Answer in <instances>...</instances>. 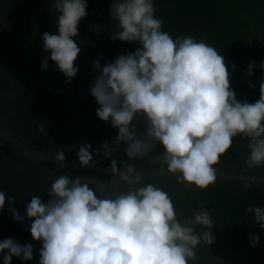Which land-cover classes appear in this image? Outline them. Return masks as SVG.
Masks as SVG:
<instances>
[{
  "label": "clouds",
  "instance_id": "9594fccd",
  "mask_svg": "<svg viewBox=\"0 0 264 264\" xmlns=\"http://www.w3.org/2000/svg\"><path fill=\"white\" fill-rule=\"evenodd\" d=\"M53 7L58 12L59 34L42 36L43 49L50 53L42 69L48 68L50 59L71 83L79 71L74 62L81 52L73 38L79 35L78 25L87 15L88 4L87 0H55ZM110 7L119 28L110 39L139 46L105 65L90 85L100 105L96 115L118 129L115 148L105 141L95 154L110 156L124 144V155L137 159L158 142L164 151L157 160L177 182L206 190L219 179L214 165L232 148L233 138L242 134L249 138L251 150L245 165L264 166V78L257 101H238L220 52L192 36L173 39L162 31L153 0H116ZM255 67L251 62L247 74L252 75ZM259 67L264 70V63ZM93 69L101 70L99 60L93 62ZM137 117H143V138L137 136ZM38 130L45 131L44 126ZM55 159L65 161V152H58ZM78 159L85 168L94 162L87 141L79 146ZM111 169L117 170L115 160ZM124 173L120 178L128 185L141 179L132 165ZM48 195L47 203L33 195L26 206L31 236L43 242L39 264H189L196 260L197 246L214 242L211 211L201 205L193 209L192 219L181 222L171 197L153 184L100 199L80 176L61 175ZM7 199L15 203L12 197ZM5 201L6 194L0 191V210ZM12 211L14 219L23 222L25 218ZM246 211L264 229V207L249 206ZM193 225L203 226L204 231L197 233ZM250 243L256 247L259 236L251 235ZM5 251L4 264H11L13 256L33 259L30 243L21 245L6 238L0 242V253Z\"/></svg>",
  "mask_w": 264,
  "mask_h": 264
},
{
  "label": "trees",
  "instance_id": "16d2710c",
  "mask_svg": "<svg viewBox=\"0 0 264 264\" xmlns=\"http://www.w3.org/2000/svg\"><path fill=\"white\" fill-rule=\"evenodd\" d=\"M19 1L21 4L17 7L18 12L13 14L14 25L8 23L0 28L1 37L4 38L7 33L11 34L10 37L13 36L12 40L6 43L9 45L6 49L7 53L0 52L1 56L7 59L3 64L4 68L6 67L7 71L12 73L11 82L3 88L6 92L3 105L5 110H3L7 114L4 124L0 126L30 148L52 156L64 151L66 160L70 161L79 162L78 148L85 141L91 145L94 157L97 149L102 150L105 141L115 148L113 140L118 135V129L96 115V109L100 105L91 95L90 85L101 74L105 65L114 62L121 55L134 53L139 46L135 43L110 39L111 34L119 29L117 22L110 16V6L116 0H87V15L78 25L79 35L73 38L81 48V52L74 62V66L79 71L72 78L71 83L66 82L67 78L50 59L48 65L52 67L42 69V61L50 56V53L43 49L42 36L45 32L59 34L58 12L53 7L55 0ZM153 3L156 18L163 22L162 31L168 32L173 39L177 36H192L220 52V55L225 58L230 74V85L238 101L246 100L254 103L259 99L260 83L264 78V70L259 67L261 63H264L262 61L264 0H153ZM4 21L2 20L0 25ZM111 21L113 25L116 24L115 30L112 28L110 30L107 26V22ZM10 28H13V33L8 30ZM93 60H99L100 71L89 69ZM253 61L256 67L252 75H248L249 65ZM233 64L236 65L235 70L232 68ZM249 82L255 87H250ZM134 123L137 124V136L143 138L145 128L143 117H137ZM41 124L45 129L43 132L38 130ZM248 142L249 138L242 134L233 138L232 148L221 157L218 164L214 165L217 171L254 175L252 172L244 171L246 166L244 159H247L251 151ZM5 144L6 148H9L7 158L10 163L8 166L0 165V191L5 194H9V191L10 196L7 197H12L15 203L5 208L10 210L8 213L0 210L2 212L0 222L10 216L12 209L18 211L25 208L33 195L40 196L47 203L51 199L48 195L51 185L67 171L70 179L76 176L87 177L90 175L88 173L97 175L95 176L97 180L105 177L103 179L108 180L105 198L113 196V190L109 191L111 178L108 175L53 164L31 156L20 148L18 154L14 144L6 139ZM9 146H13L14 149ZM68 148L72 151H68ZM124 148L125 145L121 144L112 155L94 158L106 161L92 163V165L111 169L109 160H147L149 158L155 160L164 151L162 145L157 142L155 147L142 158L129 159L124 155ZM17 155L19 160H11ZM239 160L243 161V167L242 163L239 164ZM10 164H14L15 167L14 177L10 174L12 169L9 168ZM261 167L264 174V166ZM75 172L78 174H74ZM173 180H176L175 184L165 183L162 189L171 197L177 218L184 222L193 218V209L199 210L204 196L199 190L180 184L177 179ZM152 182L153 180H149L148 184ZM223 182L231 183L228 184L229 187L241 186L243 183L251 187L245 188L247 195L244 201H224L223 195L215 192L217 186ZM261 184L217 179L211 191L209 190L211 206L208 210L211 211L215 224L211 229L214 235L213 249L220 253L227 252L229 258L233 259L232 264H264V229L252 222L253 214L246 211L249 206L264 207V195L261 194L264 189ZM241 187L244 192L243 186ZM95 194L103 199L97 192ZM193 227L197 233L204 231L201 225H193ZM251 235L259 236L256 247H252L250 243ZM205 246L203 242L197 246L196 260H190L189 264H209L212 256L205 259L200 257ZM210 249L211 246L206 252ZM38 259L35 263L24 260L23 264H39Z\"/></svg>",
  "mask_w": 264,
  "mask_h": 264
},
{
  "label": "rangeland",
  "instance_id": "374dc122",
  "mask_svg": "<svg viewBox=\"0 0 264 264\" xmlns=\"http://www.w3.org/2000/svg\"><path fill=\"white\" fill-rule=\"evenodd\" d=\"M2 18H3V16L1 15L0 19H2ZM112 22L113 21L107 22V26H108V28H110V30H111V28L115 30L116 24L113 25ZM118 31H119V29H118ZM10 36H11V34L7 33L6 37H4V39L8 40L7 42H9L12 40L11 39L12 37H10ZM4 53L6 54V52H4ZM5 59H4V56H1V59H0V125L4 124V122L6 120L5 117L7 114L4 111L5 109L3 107V105L5 104L4 101L6 100V98H5L6 92L3 91V88L5 85H7L9 82H11L10 78L12 76V73H9L6 69V67L4 68V66H3V64L5 63ZM6 61H7V59H6ZM262 61L264 62V55H263ZM90 65H91V67H89V69H93V63H90ZM48 66L52 67L51 65H48ZM10 68H11V63H10L9 69ZM5 145H6L5 144V138L0 137V165L3 164L4 166H8V163H10V161L7 158L9 148L7 149ZM9 147L13 148V146H9ZM17 150H18V154H19L20 149L18 148ZM23 154H25V153H23ZM26 156H28V155H26ZM94 158H96V159L105 158V156L101 154V155H96ZM11 160H19L18 155L15 159H11ZM40 160H42V159H40ZM244 160H246V159H244ZM105 161L106 160H95L94 159L93 163H104ZM109 161H110L109 163L111 165L112 160H109ZM115 161L117 163L118 168H123L124 170L126 169V167L128 165L134 166L137 169V172H149V171L151 172V171H166L167 170V166L165 164H163L161 161H159L157 159L153 160L152 158H149L147 160H115ZM127 162H130V163L127 164ZM240 163H242L241 165L243 167L244 166L243 161L239 160V164ZM107 165H108V163H107ZM9 168H12L10 174L12 175V177H14V173H15L14 172L15 171L14 164H10ZM261 168L262 167L248 168L247 166H245L244 171L245 172H252V174H254V175L264 176V174L262 173L263 168L262 169ZM123 169H118V170L124 171ZM74 174H78V173L75 172ZM88 174H90V175H88L87 177H81L82 182L88 183L89 186L95 192H97L99 194V196H103V198H105V193H107L106 190H107V181L108 180H104L103 178H105V177L98 178L99 180H97L95 178V176H97V175H94L92 173H88ZM65 175H68V171L65 172ZM171 177L172 178H170V177H141L139 182L135 185H128L126 182L122 181L120 177L117 178L118 179L117 181L110 177L111 178V181H110L111 187L109 188V191L113 190V196H111V198H115V196L119 195L122 192H127L131 187H137V188L142 187L143 186L142 183H144V185L148 184L149 180H153L152 184L154 186H158V188L162 189L164 187L165 183H167V184H170V183L175 184L176 183V180H173V179H177V177L176 176H171ZM228 184H231V183L223 182L220 186H217V189L215 192H219V194H222L224 197V201H230V202H233L236 200L244 201L245 196L247 195L245 192V187H244L245 183H243L241 185V186H243L244 192H242L241 186L232 185L231 187H229ZM261 185L263 186L262 188L264 189V184H261ZM212 186L213 185L209 186L206 190H201V189L197 188L195 185L190 186L191 189L199 190V192H201V194L204 196V198L202 199L203 203L199 205L200 207H201V205H203V207L210 209L211 200L209 198V195H210L209 192L211 191L210 189ZM8 193L10 194L9 191H8ZM260 193H261V191H260ZM9 194H6V201H5V206L3 208V213H6V212L8 213L10 211L9 209H5L9 206V204H11L9 202V200L7 199L8 198L7 196H10ZM261 194L264 195V191H262ZM18 203H17V205H18ZM1 211H0V213H2ZM17 212H19V214L22 217H24L25 219L23 220V222H18L13 217V211L10 212V216L7 219H5L4 221L0 222V242H2L6 238H12L13 240H15L16 242H18L21 245H26V244L30 243L33 245V259H31L30 262L34 261V263H35V261L38 258H39L38 262H40V250L42 248L43 242L32 240L33 237L31 236V232H30L32 220L27 218L26 207L23 209L21 208V210H18ZM213 243L211 245L205 243L206 246H205L204 250L202 251V254L200 255V257H202L201 259H205L206 257L212 256V260H210L209 264H227V263L232 264L233 259L229 258L228 253L227 252L226 253H220L218 250L213 249ZM210 246H211L210 251L206 252L207 249L210 248ZM5 254H6V251H5V253H0V264H4L3 257ZM23 262H24V260L21 257L13 256L11 264H23Z\"/></svg>",
  "mask_w": 264,
  "mask_h": 264
},
{
  "label": "water",
  "instance_id": "95a60500",
  "mask_svg": "<svg viewBox=\"0 0 264 264\" xmlns=\"http://www.w3.org/2000/svg\"><path fill=\"white\" fill-rule=\"evenodd\" d=\"M19 0H9L10 4L13 5V3L18 2ZM1 13H4L5 16L0 19V22L2 20H5L6 17H8V11L7 9H3L0 11ZM0 135L20 148L22 151L28 153L29 155H32L36 158L42 159L44 161L51 162L53 164L61 165L67 168H72V169H78V170H88V171H93L97 172L100 174H105L110 176L112 179H115L117 177H120V175H124V171L116 170L115 172L112 171V169L108 168H103L100 166L96 165H90L87 168L83 167L80 162L76 161H70V160H65V161H57L55 159V156H52L50 154H46L43 152H40L39 150H36L34 148L28 147L24 142L19 140L17 137L12 135L10 132L5 130L4 128H0ZM141 177H169V176H175L171 174L170 172L166 171H149V172H138ZM217 178L223 179V180H232V181H249V182H255V183H262L264 184V176H258V175H247V174H241V173H222L217 171Z\"/></svg>",
  "mask_w": 264,
  "mask_h": 264
},
{
  "label": "flooded vegetation",
  "instance_id": "af4514ba",
  "mask_svg": "<svg viewBox=\"0 0 264 264\" xmlns=\"http://www.w3.org/2000/svg\"><path fill=\"white\" fill-rule=\"evenodd\" d=\"M21 4V2L20 1H18V2H15V3H13V5H11L10 4V2H9V0H0V11H2L3 9H7V11H8V14L7 15H9L6 19H5V21L3 22V23H1V25H0V28H2V27H4V26H6V25H8V23H12V26L14 25L13 24V21H14V16H13V14L14 13H16V12H18L17 11V7L19 6ZM5 16V14L4 13H1L0 12V16ZM10 32H12L13 33V28H10V29H8ZM4 37H6V36H4ZM13 37V36H12ZM8 41V40H7ZM7 41L3 38V37H1L0 36V52L1 51H3V52H6L7 53V50L6 49H8L9 48V45H7L6 43H7ZM2 54H4V53H2ZM0 59H1V53H0ZM11 80V79H10ZM10 83V82H9ZM8 83V84H9ZM6 86V85H5ZM0 128H3V127H0ZM0 137L1 138H3L1 135H0ZM15 146V145H14ZM16 148L18 149V147L16 146ZM116 179V178H115ZM101 197H103V196H101ZM110 198H111V196H110Z\"/></svg>",
  "mask_w": 264,
  "mask_h": 264
}]
</instances>
